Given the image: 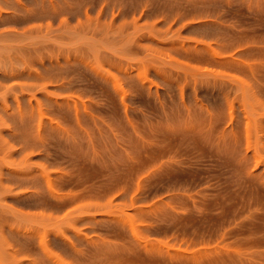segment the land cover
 <instances>
[{
	"label": "rangeland",
	"instance_id": "rangeland-1",
	"mask_svg": "<svg viewBox=\"0 0 264 264\" xmlns=\"http://www.w3.org/2000/svg\"><path fill=\"white\" fill-rule=\"evenodd\" d=\"M0 264H264V0H0Z\"/></svg>",
	"mask_w": 264,
	"mask_h": 264
}]
</instances>
